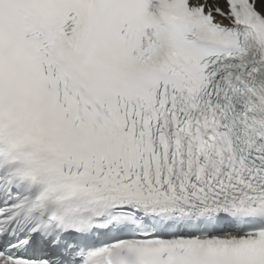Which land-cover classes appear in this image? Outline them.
Here are the masks:
<instances>
[{
	"label": "snow or ice",
	"instance_id": "1",
	"mask_svg": "<svg viewBox=\"0 0 264 264\" xmlns=\"http://www.w3.org/2000/svg\"><path fill=\"white\" fill-rule=\"evenodd\" d=\"M0 264H264V0H0Z\"/></svg>",
	"mask_w": 264,
	"mask_h": 264
}]
</instances>
